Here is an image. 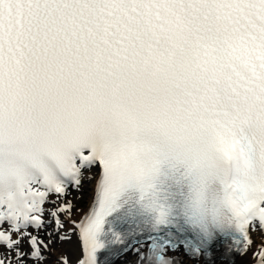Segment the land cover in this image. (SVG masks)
<instances>
[{
  "label": "snow or ice",
  "instance_id": "1",
  "mask_svg": "<svg viewBox=\"0 0 264 264\" xmlns=\"http://www.w3.org/2000/svg\"><path fill=\"white\" fill-rule=\"evenodd\" d=\"M121 256L264 264V0H0V264Z\"/></svg>",
  "mask_w": 264,
  "mask_h": 264
},
{
  "label": "rangeland",
  "instance_id": "2",
  "mask_svg": "<svg viewBox=\"0 0 264 264\" xmlns=\"http://www.w3.org/2000/svg\"><path fill=\"white\" fill-rule=\"evenodd\" d=\"M91 194H92V185L90 186L86 185L84 194L82 196L83 198L77 203V207H79L80 209L84 208V206L87 205Z\"/></svg>",
  "mask_w": 264,
  "mask_h": 264
},
{
  "label": "bare ground",
  "instance_id": "3",
  "mask_svg": "<svg viewBox=\"0 0 264 264\" xmlns=\"http://www.w3.org/2000/svg\"><path fill=\"white\" fill-rule=\"evenodd\" d=\"M91 184H89V186H90ZM83 198V197H82ZM81 198V199H82ZM91 198H92V194H91V196H90V198H89V201L91 200ZM89 201H88V203H89ZM87 203V204H88ZM88 205H86V206H84V208H82V211L84 212L88 207H87ZM76 243H77V241L74 239V241H73V246H75L76 245ZM123 257V256H122ZM125 260H127L128 262H129V264H130V261L132 260V258L131 257H124V258H122L121 259V257H120V259L117 261V264H125Z\"/></svg>",
  "mask_w": 264,
  "mask_h": 264
}]
</instances>
